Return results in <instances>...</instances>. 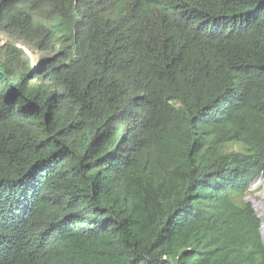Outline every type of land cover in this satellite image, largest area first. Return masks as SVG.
Returning <instances> with one entry per match:
<instances>
[{
	"label": "trees",
	"instance_id": "obj_1",
	"mask_svg": "<svg viewBox=\"0 0 264 264\" xmlns=\"http://www.w3.org/2000/svg\"><path fill=\"white\" fill-rule=\"evenodd\" d=\"M0 35V264H264V0H0Z\"/></svg>",
	"mask_w": 264,
	"mask_h": 264
},
{
	"label": "rangeland",
	"instance_id": "obj_2",
	"mask_svg": "<svg viewBox=\"0 0 264 264\" xmlns=\"http://www.w3.org/2000/svg\"><path fill=\"white\" fill-rule=\"evenodd\" d=\"M9 43V40L0 35V47L3 44ZM28 55V54H27ZM30 64L34 62V59L29 57ZM253 193L248 197V201L251 202L256 214L261 221V236L264 241V178H259L256 180L255 185H253Z\"/></svg>",
	"mask_w": 264,
	"mask_h": 264
},
{
	"label": "built area",
	"instance_id": "obj_3",
	"mask_svg": "<svg viewBox=\"0 0 264 264\" xmlns=\"http://www.w3.org/2000/svg\"><path fill=\"white\" fill-rule=\"evenodd\" d=\"M255 182H256V181H255ZM255 182L250 186V188H249L250 191H252V189H253V187H254L253 185H255Z\"/></svg>",
	"mask_w": 264,
	"mask_h": 264
},
{
	"label": "water",
	"instance_id": "obj_4",
	"mask_svg": "<svg viewBox=\"0 0 264 264\" xmlns=\"http://www.w3.org/2000/svg\"><path fill=\"white\" fill-rule=\"evenodd\" d=\"M261 232V231H260Z\"/></svg>",
	"mask_w": 264,
	"mask_h": 264
}]
</instances>
